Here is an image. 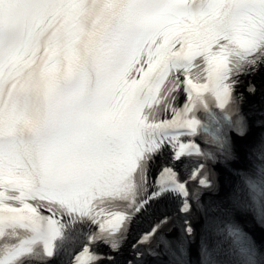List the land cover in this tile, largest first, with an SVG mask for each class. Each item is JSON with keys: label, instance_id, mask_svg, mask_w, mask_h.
<instances>
[{"label": "snow or ice", "instance_id": "6c2138e0", "mask_svg": "<svg viewBox=\"0 0 264 264\" xmlns=\"http://www.w3.org/2000/svg\"><path fill=\"white\" fill-rule=\"evenodd\" d=\"M261 67L264 0H0V264L110 260L96 248L119 251L134 215L165 193L190 215L188 182L208 187L204 166L184 181L162 169L145 199L149 163L166 146L174 160L214 158L192 138L224 149L221 119ZM253 208L264 227V202ZM182 232L157 247L182 257L187 219ZM229 235L241 264H259L245 233ZM202 256L212 261L207 246Z\"/></svg>", "mask_w": 264, "mask_h": 264}, {"label": "bare ground", "instance_id": "6f19581e", "mask_svg": "<svg viewBox=\"0 0 264 264\" xmlns=\"http://www.w3.org/2000/svg\"><path fill=\"white\" fill-rule=\"evenodd\" d=\"M258 128H259L258 125H252V126L250 127L249 131H247L246 134L243 136V138L239 140V141H240V142L238 143L239 147H240L241 145H243V146H247V142L250 141V140H249L250 138L253 139V137H254L256 131H258ZM257 234H259L260 236H263L264 232L261 231V230H258V231H257Z\"/></svg>", "mask_w": 264, "mask_h": 264}, {"label": "rangeland", "instance_id": "374dc122", "mask_svg": "<svg viewBox=\"0 0 264 264\" xmlns=\"http://www.w3.org/2000/svg\"><path fill=\"white\" fill-rule=\"evenodd\" d=\"M242 148H243V145H241V147H239L240 151H242L241 154L243 155V153L246 152V151L245 150H242Z\"/></svg>", "mask_w": 264, "mask_h": 264}]
</instances>
